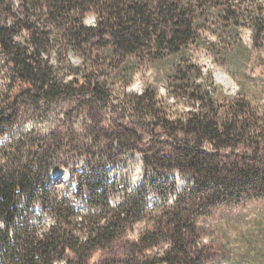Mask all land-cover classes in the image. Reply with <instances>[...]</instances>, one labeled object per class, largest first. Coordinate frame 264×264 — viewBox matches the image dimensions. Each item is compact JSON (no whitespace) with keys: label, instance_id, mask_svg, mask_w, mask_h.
I'll return each mask as SVG.
<instances>
[{"label":"trees","instance_id":"trees-1","mask_svg":"<svg viewBox=\"0 0 264 264\" xmlns=\"http://www.w3.org/2000/svg\"><path fill=\"white\" fill-rule=\"evenodd\" d=\"M19 1L15 7L12 0H0V54L7 57L13 73L9 93L0 106V135L13 124L20 97H33L34 104L63 96L89 99L98 117L113 100V86L121 83L123 92L116 99L126 117L129 113L134 118L117 125L116 139L140 149L146 143L144 133L159 142L165 137V147L149 149L146 165L163 163L166 173L179 169L189 175L194 187L184 190L174 205L166 206L154 230L142 236L136 246L144 257L123 260L112 251L126 236L135 207L131 199L113 208L106 191L92 186L98 211L81 216L74 204L63 199L52 207L53 224L43 231L19 219L23 197L33 200L50 192L41 178L52 145L44 139H31L33 150L27 157L21 148L19 154L1 152L0 241L5 251L0 264H60L63 259L65 264L200 260L197 214L215 200L264 186V166L255 160L247 162L235 152L242 144L255 152L263 149L264 113L241 94L223 102L214 97L199 81L205 74L194 59L193 47L209 46L225 62L245 68L253 51L264 48V2ZM89 13L96 16L93 25L86 23ZM246 26L253 31L252 47L241 37ZM208 30L216 40L206 36ZM69 47L82 56L83 68L65 81L50 56L55 53L62 63ZM261 61L264 63V57ZM146 66L162 73L176 102L185 101L194 109L171 118L153 84L141 94L129 93L126 89ZM166 240L171 248L163 257L152 260L145 256L146 249ZM253 247L257 263L264 264L262 245ZM97 253H104L103 258L92 262Z\"/></svg>","mask_w":264,"mask_h":264},{"label":"rangeland","instance_id":"rangeland-1","mask_svg":"<svg viewBox=\"0 0 264 264\" xmlns=\"http://www.w3.org/2000/svg\"><path fill=\"white\" fill-rule=\"evenodd\" d=\"M12 2L17 7L20 1ZM95 19V14L89 13L86 23L93 25ZM205 34L210 40L217 39L209 30ZM241 37L246 45L253 46V31L249 26L242 29ZM66 52L68 60L61 63L52 53L50 61L58 76L70 81L77 70L83 68V61L72 47ZM193 56L205 74L199 81L205 83L220 102L241 94L264 113V63L261 61L264 48L254 50L243 69L225 62L209 46L193 47ZM6 61L7 57L0 54V106L9 93L13 76ZM152 84L171 118L194 109L185 101L176 102L162 73L152 66L137 73L126 90L141 94ZM113 87V100L98 117H95L97 112L91 109L89 99L77 101L63 96L55 101L34 104L33 97H20L13 124L7 128L6 134L0 135V159L1 152L19 154L20 148L24 156H29L33 150L31 139H44L52 145L51 155L43 161L44 175L41 178L50 192L33 200L30 196L23 197L19 218L39 232L53 224L52 207L60 200L74 204L81 216L98 211L92 186L106 191L113 208L131 199L135 207L126 236L115 244L112 252L123 260L132 256L143 258L141 247L136 246L142 236L154 230L165 207L174 205L183 191L193 188L194 184L189 182V175L179 169L166 173L163 163L157 167L146 165L145 158L152 152L149 149L165 147L168 141L165 137L159 142L144 133L146 143L140 149L119 143L115 137L117 125L130 123L134 117L129 113L126 117L116 99L123 92V85L119 83ZM27 132L31 134L26 136ZM263 149L255 152L242 144L235 152L244 155L247 162L255 160L264 166ZM197 217L199 233L196 243L202 256L197 261L183 259L177 264H260L256 261L258 255L253 245L259 243L264 250V186L206 204ZM170 248L171 243L166 240L144 252L153 260L163 257ZM4 251V244L0 241V262ZM103 256L104 253H97L92 262L100 261ZM59 263L65 264L66 260ZM118 264L128 263L121 261ZM158 264L168 263L161 261Z\"/></svg>","mask_w":264,"mask_h":264}]
</instances>
